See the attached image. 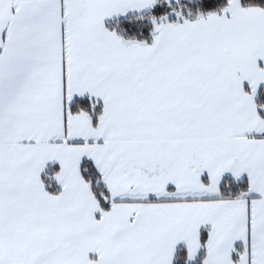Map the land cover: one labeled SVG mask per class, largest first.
I'll return each mask as SVG.
<instances>
[{
	"label": "snow or ice",
	"instance_id": "obj_1",
	"mask_svg": "<svg viewBox=\"0 0 264 264\" xmlns=\"http://www.w3.org/2000/svg\"><path fill=\"white\" fill-rule=\"evenodd\" d=\"M0 264H264V0H0Z\"/></svg>",
	"mask_w": 264,
	"mask_h": 264
}]
</instances>
